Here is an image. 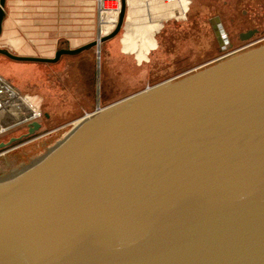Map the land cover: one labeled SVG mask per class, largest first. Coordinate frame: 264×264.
<instances>
[{"label": "water", "instance_id": "95a60500", "mask_svg": "<svg viewBox=\"0 0 264 264\" xmlns=\"http://www.w3.org/2000/svg\"><path fill=\"white\" fill-rule=\"evenodd\" d=\"M81 119L0 156V264H264V39Z\"/></svg>", "mask_w": 264, "mask_h": 264}, {"label": "rangeland", "instance_id": "374dc122", "mask_svg": "<svg viewBox=\"0 0 264 264\" xmlns=\"http://www.w3.org/2000/svg\"><path fill=\"white\" fill-rule=\"evenodd\" d=\"M185 17L162 16L160 22L135 27L125 14L121 31L115 37L75 56H62L54 64L14 61L0 54L1 64L9 72L1 74L27 94L29 101L43 108L48 118L32 138L53 130L33 145L71 129L86 114L95 112L148 87H153L189 70L212 62L224 54L216 49L209 18L221 17L226 27L230 21H248L258 26L264 21V9H254L241 0H182ZM97 13V33L99 37ZM229 23V24H226ZM242 25H241V24ZM236 30L237 27H229ZM4 49V48H3ZM97 72V76H96ZM81 122V121H80ZM25 127L0 138L22 136ZM31 138V139H32ZM26 147V146H25Z\"/></svg>", "mask_w": 264, "mask_h": 264}, {"label": "crops", "instance_id": "0c3cea01", "mask_svg": "<svg viewBox=\"0 0 264 264\" xmlns=\"http://www.w3.org/2000/svg\"><path fill=\"white\" fill-rule=\"evenodd\" d=\"M241 1L264 9V0ZM97 13L96 0H6L0 47L18 56L53 58L60 48L94 42ZM2 70L9 67L0 62Z\"/></svg>", "mask_w": 264, "mask_h": 264}, {"label": "built area", "instance_id": "2783aa9c", "mask_svg": "<svg viewBox=\"0 0 264 264\" xmlns=\"http://www.w3.org/2000/svg\"><path fill=\"white\" fill-rule=\"evenodd\" d=\"M96 1L99 17V37L96 40L98 42L115 30L121 14L122 1L126 2L127 21L135 27L149 26L155 22H160L162 16L174 15L183 18L186 14L182 0ZM48 116L43 108L29 101L25 92L0 74V138L9 136L23 127L28 129L31 123L41 122L42 119L48 118ZM52 133L53 130L48 131L35 139L32 137L36 134L23 139H19L21 136L13 135L7 141H0V144L9 143L7 147L0 149V156L25 147L33 141Z\"/></svg>", "mask_w": 264, "mask_h": 264}, {"label": "flooded vegetation", "instance_id": "af4514ba", "mask_svg": "<svg viewBox=\"0 0 264 264\" xmlns=\"http://www.w3.org/2000/svg\"><path fill=\"white\" fill-rule=\"evenodd\" d=\"M237 23L238 22H235L234 20L230 21L231 26L229 27H237L236 30H231V28L224 25L225 23L222 22L221 17L209 18L210 29L215 37L217 45L216 49L219 52L224 53L234 49L237 50L248 44L264 39V21H261L258 26H250L248 21L244 20L241 22L244 25L242 28L237 25ZM250 30H257V32L251 39H243L242 34L247 33ZM220 36L222 37V41L219 39Z\"/></svg>", "mask_w": 264, "mask_h": 264}, {"label": "bare ground", "instance_id": "6f19581e", "mask_svg": "<svg viewBox=\"0 0 264 264\" xmlns=\"http://www.w3.org/2000/svg\"><path fill=\"white\" fill-rule=\"evenodd\" d=\"M91 115H92V113L91 114H86L84 116L90 117ZM80 121H82L81 118L75 122V124H74V126L72 128H74L75 126H77L78 124H80L81 123Z\"/></svg>", "mask_w": 264, "mask_h": 264}, {"label": "trees", "instance_id": "16d2710c", "mask_svg": "<svg viewBox=\"0 0 264 264\" xmlns=\"http://www.w3.org/2000/svg\"><path fill=\"white\" fill-rule=\"evenodd\" d=\"M4 164H6V163H4ZM9 167L10 166L8 164H6L5 167L1 168L0 173L3 172V171H7Z\"/></svg>", "mask_w": 264, "mask_h": 264}]
</instances>
